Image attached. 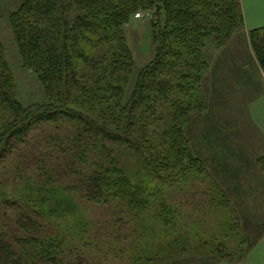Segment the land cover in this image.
<instances>
[{
  "label": "trees",
  "instance_id": "obj_1",
  "mask_svg": "<svg viewBox=\"0 0 264 264\" xmlns=\"http://www.w3.org/2000/svg\"><path fill=\"white\" fill-rule=\"evenodd\" d=\"M139 11L153 14L156 54L126 99L133 66L126 25ZM243 22L241 0H21L11 13L13 32L47 101L22 104L0 41V164L34 126L49 122L64 131L48 137L23 196L7 199L23 211L17 226L26 234L6 239L0 230V264H82L68 246L74 211L63 214V232L33 230L41 216L51 220L76 198L121 205L137 218L151 214L177 241L182 228L166 190L208 172L193 144L202 122L194 113L208 104L205 47L211 40L225 46ZM249 43L264 70V25L251 29ZM76 229L75 238L88 244L92 234L83 224Z\"/></svg>",
  "mask_w": 264,
  "mask_h": 264
},
{
  "label": "rangeland",
  "instance_id": "obj_2",
  "mask_svg": "<svg viewBox=\"0 0 264 264\" xmlns=\"http://www.w3.org/2000/svg\"><path fill=\"white\" fill-rule=\"evenodd\" d=\"M241 2L245 18L238 32L223 47L213 40L205 47L209 69L203 87L208 104L206 110L193 112L202 121L194 125L193 144L208 172L166 190L177 210V228H182L178 240H170L151 214L137 218L121 205L79 198L65 212L60 205L51 220L41 216L42 226H34V235L63 232V214L72 210L76 222L66 221L71 229L67 239L77 263L144 264L142 259L155 254L153 264H252L264 236V70L250 46L249 32L264 25V0ZM20 4L21 0H0V41L15 76L18 98L30 106L47 101V93L39 75L24 65L15 39L11 13ZM152 20V12L139 11L126 25L133 53L124 84L126 99L132 95L140 69L156 54ZM63 131L49 122L34 126L26 141L0 164V230L6 239L26 234L17 226L18 219H24L23 211L7 199L23 196L21 188L27 186L26 178L37 174L48 137ZM82 224L85 234H92L86 237L88 244L75 238L76 227Z\"/></svg>",
  "mask_w": 264,
  "mask_h": 264
},
{
  "label": "crops",
  "instance_id": "obj_3",
  "mask_svg": "<svg viewBox=\"0 0 264 264\" xmlns=\"http://www.w3.org/2000/svg\"><path fill=\"white\" fill-rule=\"evenodd\" d=\"M244 18H245V15H244ZM245 22H246V19H245ZM260 26H263V25H260ZM260 26H257V27H260ZM262 242H264V236L261 239V244H263V245H262V247L257 249V255H255L256 258H255V260H253L252 264H264V243H262ZM258 251H259V254H258ZM261 251L263 254H260Z\"/></svg>",
  "mask_w": 264,
  "mask_h": 264
}]
</instances>
